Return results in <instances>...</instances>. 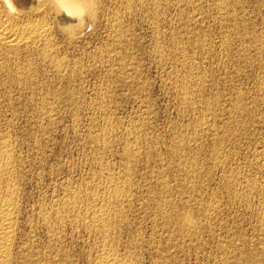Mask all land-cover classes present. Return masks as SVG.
Returning a JSON list of instances; mask_svg holds the SVG:
<instances>
[{"label":"rangeland","instance_id":"374dc122","mask_svg":"<svg viewBox=\"0 0 264 264\" xmlns=\"http://www.w3.org/2000/svg\"><path fill=\"white\" fill-rule=\"evenodd\" d=\"M98 1L97 19L86 18L72 34L51 25L63 68H51L36 53L0 57V144L9 142L14 172L8 184L22 211L14 249L0 253L7 264H65L58 244L72 254L69 263H92L105 240L80 215L106 201L116 227L106 239L109 249L127 253L132 263L264 264V0ZM65 201L76 206L68 211ZM182 209L196 214V234H182L185 241L172 225Z\"/></svg>","mask_w":264,"mask_h":264},{"label":"bare ground","instance_id":"6f19581e","mask_svg":"<svg viewBox=\"0 0 264 264\" xmlns=\"http://www.w3.org/2000/svg\"><path fill=\"white\" fill-rule=\"evenodd\" d=\"M98 4H99V1L98 0H0V57H2L3 59H10L12 56L15 58V57H17V56H21V55H23V54H26V55H29V56H31V55H34L35 53L36 54H38L39 56H43V58L44 59H48V61H49V63L52 65V67L51 68H56V69H60L61 67H62V61L61 60H59V56L58 55H56V53H55V51H54V44H52L53 42H52V39L53 38H51V30H52V27H51V25H53V26H56L57 28L56 29H58V31L60 30V32H63V33H65V34H67V35H70V34H72L73 33V31L75 30V29H79V28H81V27H84L83 25L85 24L84 22H86V18H89V19H91V20H96L97 19V13H98ZM55 30H54V28H53V32H54ZM119 34V33H118ZM122 36V35H121ZM52 37H53V35H52ZM58 56V57H57ZM24 57V56H23ZM33 57V56H32ZM36 57V56H35ZM160 57V56H159ZM42 58V57H41ZM15 59H17V58H15ZM34 59V58H33ZM18 60V59H17ZM32 60V59H31ZM35 60V59H34ZM1 61V60H0ZM24 61V60H23ZM41 61V60H40ZM9 62V61H8ZM8 62L6 61V63H7V65H8ZM10 62H11V60H10ZM42 62V61H41ZM5 63V64H6ZM34 63V62H33ZM1 64V63H0ZM13 64V63H12ZM11 64V65H12ZM26 64V63H25ZM15 65H17V63L15 64ZM14 66V65H13ZM20 66V65H19ZM18 66V67H19ZM64 66V65H63ZM15 67H17V66H15ZM23 67V66H22ZM33 67V66H32ZM25 68V67H24ZM63 68V67H62ZM11 69V68H10ZM17 69V68H16ZM20 68H18V73L20 74L22 71H20L19 70ZM22 69V68H21ZM76 69V68H75ZM23 70V69H22ZM32 70V69H31ZM40 70V69H39ZM54 70V69H53ZM13 71H15V69L13 70ZM25 71V70H24ZM52 71V70H51ZM50 71V72H51ZM61 71H63V70H61ZM65 71V70H64ZM71 71V70H70ZM3 72V71H2ZM10 72V71H9ZM16 72V71H15ZM54 72H55V70H54ZM73 72V71H72ZM1 73V72H0ZM4 73H7V72H4ZM11 73V72H10ZM23 73H25V72H23ZM23 73H22V75H23ZM31 73V72H30ZM48 73V72H47ZM16 74H17V72H16ZM54 74V73H53ZM8 76L10 75V74H7ZM13 75V74H12ZM2 76H4V75H2ZM14 76V75H13ZM12 76V77H13ZM18 76V75H17ZM21 76V75H20ZM24 76V75H23ZM34 76V75H33ZM57 76V75H56ZM59 76V75H58ZM1 77V76H0ZM32 77V76H31ZM3 78V77H2ZM1 78V79H2ZM9 78V77H8ZM10 78H11V76H10ZM16 78H18V77H16ZM27 78V77H26ZM25 78V79H26ZM5 79V78H4ZM15 79V78H14ZM24 79V80H25ZM34 79V78H33ZM3 80V79H2ZM8 80H10V79H8ZM5 82V81H4ZM16 82H18V80H16ZM24 83H25V81H24ZM29 83V82H28ZM31 83V82H30ZM17 84H19V83H17ZM27 84V83H26ZM25 84V85H26ZM2 85V84H1ZM21 85H23V84H21ZM28 85V84H27ZM1 87V86H0ZM29 87V86H28ZM207 104H208V102H207ZM209 105V104H208ZM211 105V104H210ZM210 130V129H209ZM107 131V130H106ZM109 131L110 130H108V132H105V133H109ZM105 135V134H104ZM111 135V134H110ZM106 137H107V135H105ZM109 136V135H108ZM112 136V135H111ZM103 137V136H102ZM109 139V138H108ZM104 140H106L105 138H104ZM110 140V139H109ZM97 141V140H96ZM101 141H103V140H101ZM4 142V141H3ZM103 142H105V141H103ZM9 143V142H8ZM7 143V144H8ZM102 143V142H101ZM130 143V142H129ZM182 143V142H181ZM188 143V142H187ZM6 143H2V144H0V158H3V160H2V162H0V180H1V182H2V184H5V187H4V190L6 189V191H7V193H6V195L5 196H3V194H5V191L3 190V188L2 189H0V195H1V192H2V190L4 191V193L0 196V250H10L9 248H13V247H11L10 245H12L13 244V242H15V241H13V238H14V236H15V233H16V228H17V224H19L20 223V221L18 222V218L21 216H19L18 215V210L20 209V211H21V208H19V206L17 205V200L19 199V197L17 198V196H16V194H15V192H14V188H12V186H10V184H8L11 180H13V178L11 179V174L14 172H12L11 173V171H12V169H13V163H12V161H11V159L9 158V153H10V151H9V144L7 145ZM107 144V143H106ZM189 144V143H188ZM108 145V144H107ZM130 145H131V143H130ZM181 145V144H180ZM11 146V145H10ZM103 146V145H102ZM104 146H105V144H104ZM181 147V146H180ZM107 148V147H106ZM125 148H128V146H126ZM177 149H179L178 147H177ZM216 149V148H215ZM127 150V149H126ZM132 149H130V151H131ZM124 151H125V149H124ZM128 151V150H127ZM137 151V150H136ZM176 151V150H175ZM180 151V150H179ZM178 151V153H180ZM183 151V150H182ZM129 152V151H128ZM132 152V151H131ZM131 152H130V154H131ZM135 152V151H134ZM133 152V153H134ZM125 154V153H124ZM126 154H128L127 152H126ZM181 154V153H180ZM133 155H135V154H133ZM132 155V156H133ZM139 154H137V156H138ZM175 155V154H174ZM183 155V154H182ZM125 156V155H124ZM131 156V155H130ZM136 156V157H137ZM178 156V155H177ZM214 156V155H213ZM126 157H127V155H126ZM125 157V158H126ZM135 157V156H134ZM139 157V156H138ZM176 157V156H175ZM174 157V158H175ZM216 157V156H215ZM130 158V157H129ZM189 158V157H188ZM217 158V157H216ZM132 159V158H131ZM130 159V160H131ZM134 159V158H133ZM177 159H178V157H177ZM218 159V158H217ZM1 160V159H0ZM13 160V159H12ZM129 160V161H130ZM134 160H137L136 158L134 159ZM133 160V161H134ZM180 160H181V158H180ZM179 160V161H180ZM189 160H191L192 162H189L190 164L191 163H193V160L192 159H189ZM196 160V159H195ZM213 160V159H212ZM219 160V159H218ZM217 160V161H218ZM221 160V159H220ZM197 161V160H196ZM213 161H215V158H214V160ZM173 162L175 163V161L173 160ZM178 163V162H177ZM188 163V164H189ZM196 163V162H195ZM195 163H193V164H195ZM187 164V163H186ZM193 164H191L190 166H192ZM217 164V163H216ZM174 165V164H173ZM185 165V164H184ZM196 166V165H195ZM220 166H222V164H220ZM16 167V166H15ZM170 167V166H169ZM21 168V167H20ZM127 169V168H126ZM129 169H131V168H129ZM162 169V168H161ZM194 169V168H193ZM193 169H191L193 172H194V170ZM196 169V168H195ZM132 171V170H131ZM188 171H190V170H187V172ZM18 172V171H17ZM127 173V172H126ZM189 173V172H188ZM184 174V173H183ZM194 174V173H193ZM197 174V173H196ZM196 174H194V175H192V176H195ZM129 175H130V173H129ZM164 175V174H163ZM189 175H191V174H189ZM122 176V175H121ZM128 176V175H127ZM162 176V175H161ZM180 176V175H179ZM188 177V174L186 175L185 174V177ZM17 177V176H16ZM110 177V176H109ZM184 177V176H183ZM191 177V176H190ZM20 178V177H19ZM157 178V177H156ZM162 178V177H161ZM165 178V177H164ZM127 179V178H126ZM128 179L130 180V178H129V176H128ZM127 179V180H128ZM132 179V178H131ZM167 179V178H166ZM185 179V178H184ZM190 179V178H189ZM193 179V178H192ZM195 179V178H194ZM17 180V179H16ZM160 180V179H159ZM164 180V179H163ZM235 180V179H234ZM9 181V182H8ZM167 181V180H166ZM165 181V182H166ZM225 181V180H224ZM13 182H15V179H14V181ZM125 182H127V181H125ZM129 182V181H128ZM187 182V181H186ZM189 182V181H188ZM226 182V181H225ZM229 182V181H228ZM12 183V182H11ZM115 183V182H114ZM13 184V183H12ZM158 184H160V181H159V183ZM165 184H167V183H165ZM178 184V183H177ZM226 184V183H225ZM118 185H120V184H118ZM117 185V186H118ZM122 185H123V183H122ZM121 185V186H122ZM125 185V184H124ZM128 185V184H127ZM126 185V186H127ZM163 185H164V183H163ZM3 186V185H2ZM1 186V187H2ZM15 186V185H14ZM125 186V187H126ZM155 186V185H154ZM165 186H167V185H165ZM169 186H171L170 184H169ZM186 186H189V187H191L192 188V185L190 186V185H185L184 187H186ZM226 186V185H225ZM227 186H229L228 185V183H227ZM231 186V185H230ZM16 187V186H15ZM111 187H113V186H111ZM116 187V186H115ZM129 187H130V184H129ZM159 187H160V185H159ZM163 187V186H162ZM161 187V188H162ZM172 188H173V186H171ZM170 187V188H171ZM119 188V187H118ZM124 188V187H123ZM164 188V187H163ZM176 188V187H175ZM181 188V187H180ZM188 188V187H187ZM194 188H195V186H194ZM198 188H199V186H198ZM201 188H202V186L200 187V190H201ZM17 189H18V187H17ZM110 189V188H109ZM117 189V188H116ZM122 189V188H121ZM127 189V188H126ZM131 189V188H130ZM133 189V188H132ZM151 189H153V188H151ZM155 189V188H154ZM153 189V190H154ZM160 189V188H159ZM168 189V188H167ZM152 190V191H153ZM156 190H158V189H156ZM163 190H166V187H165V189H163ZM163 190H159L160 191V194H161V192L163 191ZM169 190V189H168ZM167 190V191H168ZM181 190V189H180ZM179 190V191H180ZM188 190V189H187ZM191 190V189H190ZM194 190V189H193ZM91 191V190H90ZM110 191V190H109ZM112 191V190H111ZM120 191V190H119ZM125 191V190H124ZM123 190H122V192H124ZM128 191V190H127ZM129 191H131V190H129ZM149 191V190H148ZM151 191V190H150ZM149 191V192H150ZM151 191V192H152ZM170 191H173V190H170ZM196 191H197V189H196ZM195 191V192H196ZM18 192H19V190H18ZM78 192V191H77ZM116 192V191H115ZM117 192H118V190H117ZM148 192V193H149ZM151 192L149 193V194H151ZM154 192H156L157 193V191H154ZM169 192V191H168ZM174 192V191H173ZM172 192V193H173ZM189 192V191H188ZM187 192V193H188ZM103 193V192H102ZM107 193V192H106ZM105 193V194H106ZM126 193V192H125ZM166 193V192H165ZM171 193V194H172ZM180 193V192H179ZM186 193V194H187ZM194 193V192H193ZM198 193V192H197ZM80 194V193H79ZM96 193H94V195H95ZM98 194V193H97ZM104 194V195H105ZM110 194V193H109ZM121 194V193H120ZM129 194V193H128ZM159 194V193H158ZM175 194H176V192H175ZM175 194H173V195H175ZM178 194V193H177ZM182 194H184V192L182 193ZM73 195H75V194H73ZM82 195V194H81ZM101 195V194H100ZM116 195V194H115ZM123 195H124V193H123ZM156 195V194H155ZM168 195V194H167ZM80 196V195H79ZM90 196H93L92 194L91 195H89L88 197H90ZM97 196H99V195H97ZM106 196V195H105ZM153 196H154V193H153ZM162 196H165L166 198H167V196H166V194L165 195H162ZM77 197V196H76ZM85 197V196H84ZM100 197V196H99ZM103 197V196H102ZM102 197H100V198H102ZM110 197H112V196H110ZM109 197V198H110ZM123 197V196H122ZM122 197H121V199H122ZM130 197V196H129ZM149 197H150V195H149ZM152 197V196H151ZM155 197V196H154ZM158 197H159V195H158ZM170 197H171V195H170ZM169 197V198H170ZM174 197V196H173ZM175 197H177V196H175ZM174 197V198H175ZM77 198H79V197H77ZM106 198V197H105ZM104 198V199H105ZM112 198H115V197H112ZM117 198V197H116ZM124 198V197H123ZM147 198V197H146ZM160 198V197H159ZM158 198V199H159ZM162 198V197H161ZM169 198H167L168 200H170ZM173 198V199H174ZM68 199V198H67ZM66 199V200H67ZM70 199H72V197L70 198ZM69 199V201H71ZM84 199V198H83ZM89 199H91V197L89 198ZM126 199V198H125ZM156 199H157V197H156ZM164 199V198H163ZM178 199V198H177ZM182 199V198H181ZM190 199V198H189ZM20 200V199H19ZM18 200V201H19ZM72 200H74L75 201V199H72ZM80 200V199H79ZM96 201H98V199H95ZM112 200V199H111ZM110 200V201H111ZM120 200V199H119ZM147 200V199H146ZM149 200V199H148ZM160 200V199H159ZM162 200V199H161ZM160 200V201H161ZM69 201H67L68 203H66V201L64 202V203H66L65 205L64 204H62L63 206H66V210H68L69 211V209H71V208H73L74 207V204H75V206H76V202H70L69 203ZM76 201H77V199H76ZM82 201V200H81ZM91 202H92V200H90ZM94 201V200H93ZM105 201V200H104ZM117 201V200H116ZM152 201H154V200H152ZM150 202V206H151V208L153 207V208H155V206H154V202ZM164 200H162V202H163ZM171 201H172V199H171ZM175 201H179V200H175ZM183 201V200H182ZM245 201V200H244ZM88 202V201H87ZM100 202H101V199H100ZM106 202V201H105ZM104 202V203H105ZM112 202V201H111ZM125 202V201H124ZM131 202V201H130ZM165 202H169V201H165ZM19 203V202H18ZM79 203V202H78ZM78 203H77V207H78ZM85 203V202H84ZM103 202H102V204L101 203H99V201H98V204H97V202H96V204L97 205H95V206H91L92 208H89V209H87V210H85V212H84V210H83V212L84 213H82V210L80 211V213H82L81 215H80V219L81 220H83L86 224H87V227L86 228H88L90 231L92 230V231H96L97 233H99V234H101L103 237L102 238H104V244H103V249L102 250H99L98 252H97V256H96V254H95V256H96V259H95V257H94V261L92 262V263H89V264H136V263H132V261H131V259H130V256H126L127 255V253H126V255H120L119 253L121 252H119L118 253V251L117 250H111V249H109V245H110V242H109V244H108V239H107V237H111V235L110 236H108V234H110V231L112 230V229H115L116 227L113 225V223H112V221H111V218H110V216L106 213V209H107V207H108V205L105 203L104 204ZM113 203V202H112ZM112 203H110V204H112ZM119 203V202H118ZM121 203L122 202H120V205H121ZM158 204L160 203V202H157ZM172 203H174L173 201H172ZM171 203V205H173ZM177 203V202H176ZM178 203H180V205H181V202H178ZM177 203V204H178ZM184 203V202H183ZM183 203H182V205H183ZM90 204V203H89ZM108 204H109V202H108ZM110 204H109V208H111V206H110ZM124 204H130V203H124ZM146 204V203H145ZM153 204V205H152ZM162 203H160V205H161ZM164 204V206L166 207V203H163ZM166 204V205H165ZM170 204V203H169ZM20 205V204H19ZM86 205V204H85ZM90 205H92V204H90ZM119 205V204H118ZM181 205V207L184 209V207ZM185 205V204H184ZM188 207H189V204H186ZM192 205V204H191ZM59 206H61V205H59ZM114 206H115V204H114ZM123 206V205H122ZM130 206V205H129ZM147 206V205H146ZM169 206V205H168ZM175 206H177L176 204H175ZM203 206V205H202ZM213 206V205H212ZM52 207V206H51ZM62 207V206H61ZM118 207V206H117ZM116 207V208H117ZM124 207H126V205L124 206ZM149 207V206H148ZM163 206H161V208H162ZM164 207V208H165ZM50 208V207H49ZM60 208V207H59ZM58 208V209H59ZM64 208V207H63ZM113 208V207H112ZM111 208V209H112ZM130 208H131V206H130ZM144 209L146 208V207H143ZM151 208L149 209V210H151ZM159 208V207H158ZM158 208H155V209H157L158 210ZM163 208V209H164ZM168 208V207H167ZM167 208H165L166 210H167ZM172 208V207H171ZM178 208V207H177ZM187 208V207H186ZM200 208V207H199ZM204 208V207H203ZM57 209V208H56ZM65 209V208H64ZM64 209H62L63 211H64ZM75 209L76 208H74V211H75ZM119 209V208H118ZM117 209V210H118ZM128 209V208H127ZM174 209V208H173ZM179 209V208H178ZM182 209V210H183ZM188 209V208H187ZM193 209V208H192ZM205 209V208H204ZM43 210V209H42ZM45 210V209H44ZM49 210V209H48ZM53 210L54 209H52V212H53ZM72 210V209H71ZM71 210H70V213H71ZM77 210V209H76ZM108 210V209H107ZM153 210V209H152ZM151 210V211H152ZM169 210H170V207H169ZM181 210V211H182ZM194 210V209H193ZM197 210V209H196ZM201 210V209H200ZM205 210H207V209H205ZM47 211V210H46ZM45 211V212H46ZM50 211V210H49ZM59 211V210H58ZM57 211V212H58ZM67 211V212H68ZM73 211V212H74ZM115 211V210H114ZM120 212H122L121 210H119ZM146 211H148V209L146 210ZM165 211V210H164ZM163 211V212H164ZM168 211V210H167ZM171 211H172V209H171ZM184 211V210H183ZM182 211V213L183 214H174V213H172V214H174L175 215V218H174V221L172 220V218H171V220L173 221V223H172V225L175 227V229H176V232H178V233H181V236H182V234L184 235V234H186V235H184L185 237L187 236V235H189V234H193V227L196 225L195 223H194V220H193V218H192V213L193 212H191L190 210H187L188 212H190L191 214H188L186 211H184L183 212ZM22 212V211H21ZM48 212V211H47ZM56 212V211H55ZM54 212V213H55ZM72 212V213H73ZM77 212V211H76ZM76 212H75V214H76ZM127 212H129V211H127ZM131 212V211H130ZM149 212V211H148ZM153 212V211H152ZM152 212H151V214H152ZM156 212V211H155ZM158 212H159V210H158ZM173 212V211H172ZM176 212V211H175ZM178 212H180V211H178ZM207 212V211H206ZM205 212V213H206ZM262 212H264V208H263V211ZM42 213H44V211L42 212ZM42 213H40V214H42ZM51 213V212H50ZM64 212H59L58 213V215L56 216V217H58L59 219V221H63V219H64V215L65 214H63ZM168 213H169V211H168ZM171 213V212H170ZM181 213V212H180ZM199 213V212H198ZM203 213V212H202ZM208 213V212H207ZM19 214H21V213H19ZM52 214V213H51ZM67 214V216H69L68 214L69 213H66ZM74 214V213H73ZM72 214V215H73ZM74 214V215H75ZM78 214V213H77ZM149 214V213H148ZM164 214V213H163ZM162 214V215H163ZM193 214H195V213H193ZM200 214V213H199ZM47 215V214H46ZM49 215V214H48ZM47 215V216H48ZM55 215V214H54ZM53 215V216H54ZM120 215H121V213H120ZM128 215V214H127ZM155 215V214H154ZM154 215H153V217H154ZM161 215V214H160ZM161 215V216H162ZM165 215H168L169 216V214H166L165 213ZM171 215V214H170ZM191 215V216H190ZM196 215V214H195ZM19 216V217H18ZM42 216H44V215H42ZM71 216V215H70ZM77 216V215H76ZM114 216H115V213H114ZM123 216V215H122ZM157 216V215H156ZM168 216H166V217H168ZM172 216V215H171ZM170 216V217H171ZM194 216V215H193ZM200 216V215H199ZM41 217V216H40ZM50 219L52 218V217H50V216H48ZM127 217V216H126ZM130 217V216H129ZM128 217V218H129ZM159 217V216H158ZM205 217V216H204ZM203 217V218H204ZM42 218H44V217H42ZM47 218V217H46ZM48 218V219H49ZM66 218H68V217H66ZM73 218H74V216H73ZM73 218H72V220H73ZM76 218V217H75ZM115 218V217H114ZM116 218H118V217H116ZM115 218V219H116ZM120 218H122V217H120ZM124 218V217H123ZM195 218V217H194ZM201 218V217H200ZM20 219H21V217H20ZM19 219V220H20ZM50 219H49V221H50ZM69 220H70V218H68ZM76 219H78V217L76 218ZM79 219V220H80ZM115 219H113V220H115ZM153 219V218H152ZM162 219V218H161ZM167 219V218H166ZM199 219V218H198ZM202 219V218H201ZM40 220H42V219H40ZM79 220H77V221H79ZM124 220H125V218H124ZM124 220H122V221H124ZM160 220V219H159ZM159 220H156L157 221V223L159 222ZM204 220H205V218H204ZM48 220H46V222L45 223H47L48 224V222H49ZM54 221H56V220H54ZM54 221H52V222H54ZM74 221H76V220H74ZM118 221V220H117ZM116 221V222H117ZM121 221V222H122ZM130 221V220H129ZM127 222L126 220H125V222H127V223H130L131 224V222ZM161 221V220H160ZM165 221V220H164ZM164 221H163V223H164ZM169 221V220H168ZM18 222V223H17ZM43 222V221H42ZM67 222V221H66ZM80 222V221H79ZM78 222V223H79ZM115 222V221H114ZM115 222V223H116ZM121 222H119V223H121ZM169 222H171V221H169ZM50 223V222H49ZM58 223V222H57ZM63 223V222H62ZM69 223V222H68ZM71 223H74L73 221H71ZM77 223V222H76ZM114 223V224H115ZM124 222H122V224H123ZM127 223H124L123 225H125V224H127ZM162 223V224H163ZM55 224H56V222H55ZM53 225V227L54 226H58V225ZM130 224H128V226H130ZM154 224H155V222H154ZM161 224V223H160ZM160 224L158 225L157 224V226H160ZM171 224V223H170ZM199 224V223H198ZM46 225V224H45ZM44 225V226H45ZM76 225V224H75ZM153 225V224H152ZM164 225H166V224H164ZM50 226V225H49ZM115 228H114V227ZM117 226V225H116ZM122 225H120V227H121ZM131 226H132V224H131ZM130 226V227H131ZM163 226V225H162ZM161 226V227H162ZM201 226V225H200ZM47 227V226H46ZM45 227V228H46ZM62 227V226H61ZM82 227V226H81ZM119 227V226H118ZM119 227V228H120ZM123 227V226H122ZM121 227V228H122ZM126 227V225L123 227V228H125ZM130 227H128V230H129V228ZM160 227V228H161ZM165 227V226H164ZM169 227H170V225H169ZM205 227V226H204ZM58 228H60V227H58ZM57 228V229H58ZM120 228V229H121ZM122 228V229H123ZM157 228L159 229V227H156V231H157ZM163 228V227H162ZM168 228V227H167ZM172 228V227H171ZM170 228V229H171ZM210 228V227H209ZM19 228H17V230H18ZM50 229H52L53 230V228L50 226ZM87 229V230H88ZM119 229V230H120ZM173 229V228H172ZM196 229V231H197V228H195ZM200 229H202V228H199V230ZM211 229V228H210ZM59 230V229H58ZM116 230V229H115ZM164 230H165V228H164ZM20 231V230H19ZM19 231L17 232V233H19ZM49 231V230H48ZM54 231H56V230H54ZM113 231V230H112ZM161 231V230H160ZM171 231V230H170ZM169 231V232H170ZM195 231V232H196ZM207 231V230H206ZM210 231V230H209ZM212 231V230H211ZM210 231V232H211ZM49 232H51V231H49ZM117 232V231H116ZM158 232V231H157ZM174 232V231H173ZM175 232V233H176ZM200 232V231H199ZM208 232V231H207ZM52 233V232H51ZM55 232H53V234H54ZM86 233H87V231H86ZM89 233V232H88ZM114 234H115V232H113ZM118 233H119V231H118ZM133 233V232H132ZM165 233V232H164ZM163 233V234H164ZM53 234H52V236H53ZM56 234V233H55ZM120 234H124V233H121L120 232ZM133 234H135V233H133ZM132 234V235H133ZM177 234V233H176ZM196 234V233H195ZM195 234H193V237H194V235ZM21 235V234H20ZM95 234H93V236H94ZM97 235V234H96ZM118 234L116 233V236H117ZM136 235V234H135ZM165 235V234H164ZM166 235H168V233L166 234ZM197 235H199V234H197ZM201 235V234H200ZM17 236V235H16ZM15 236V237H16ZM58 236V235H57ZM136 236H138V235H136ZM170 236H174V234L172 235H170ZM184 236H182L183 238H184ZM56 237V236H55ZM113 237H115L114 235H113ZM119 237H120V235H119ZM122 237H123V235H122ZM122 237H120V238H122ZM140 237V236H139ZM169 237V236H168ZM192 237V236H191ZM20 239H21V237H19ZM101 238V239H102ZM117 238L118 237H116V240H117ZM138 238V237H137ZM141 238V237H140ZM139 238V239H140ZM162 238V237H161ZM167 238V237H166ZM171 239H172V237H170ZM169 238V239H170ZM179 238H180V236H179ZM188 238V237H187ZM186 238V239H187ZM189 238H190V236H189ZM198 238H200V236L198 237ZM15 239V238H14ZM16 239H17V237H16ZM57 239H59V238H57ZM107 239V240H106ZM131 239V238H130ZM129 239V240H130ZM132 239H136V237L135 238H133L132 237ZM143 239V238H142ZM165 239V238H164ZM175 239H176V237H175ZM194 239H196V238H194ZM53 240V239H52ZM111 240V239H110ZM109 240V241H110ZM113 240H115V239H113ZM122 240V239H121ZM167 240V239H166ZM174 240V239H173ZM177 240V239H176ZM188 240V239H187ZM198 240V239H197ZM59 241V240H58ZM107 241V242H106ZM131 241V240H130ZM133 241V240H132ZM160 241H162V240H160ZM171 241V240H170ZM175 241V240H174ZM182 241V240H181ZM180 241V242H181ZM184 241H185V238H184ZM190 241H193V238H192V240L190 239ZM11 242H12V244H11ZM19 242V241H18ZM54 242V241H53ZM61 242H62V239H61ZM101 242L103 243V239L101 240ZM119 241H117V243H118ZM142 242H144V240H142ZM141 242V243H142ZM165 242V241H164ZM167 243H169L168 241H166ZM179 242V241H178ZM183 242V241H182ZM20 243V242H19ZM57 243V242H56ZM55 243V244H56ZM100 243V242H99ZM114 243V245H115V243H116V241L115 242H113ZM132 243V242H131ZM130 243V244H131ZM137 243V242H136ZM173 243H177V242H173ZM184 243H186V242H183V244ZM21 244V243H20ZM60 244V243H59ZM111 244H112V240H111ZM133 244L134 243H132V248L134 247L133 246ZM140 244V242H138V245ZM160 244V243H159ZM171 245H172V242L170 243ZM179 244V243H178ZM182 244V243H181ZM180 244V246H182ZM51 245V244H50ZM52 245H54V243L52 244ZM100 245H102V244H100ZM141 245V244H140ZM145 245V244H144ZM163 245V244H162ZM168 245V244H167ZM57 246H58V244H57ZM57 246H56V248H57ZM113 246V245H112ZM111 246V247H112ZM117 246H118V244H117ZM116 246V247H117ZM120 246V245H119ZM118 246V247H119ZM137 246V245H136ZM164 246V245H163ZM169 246V245H168ZM177 246V245H176ZM179 246V248H181ZM184 246V245H183ZM52 247V246H51ZM50 247V248H51ZM55 247V246H54ZM53 247V248H54ZM59 247V246H58ZM62 247V246H61ZM60 247V248H61ZM64 247V246H63ZM115 246L113 247V248H115V249H117ZM139 247V246H138ZM137 247V248H138ZM142 247V246H141ZM165 247H166V245H165ZM164 247V248H165ZM174 247V246H173ZM186 247V246H185ZM184 247V248H185ZM56 248H55V251L57 252L56 254L60 257V260H62L65 264H71L73 261H71L70 259H69V261H68V259H66V257H70V256H68L69 254H71V253H67V250H66V248H65V250H66V254L63 252V250H61V251H59L58 250V248H57V250H56ZM100 248V247H99ZM127 248H128V246H127ZM142 248H144V247H142ZM169 248H170V246H169ZM172 248V247H171ZM170 248V249H171ZM14 249V248H13ZM19 249H21V247L19 248ZM30 249L31 248H29V250L28 251H30ZM33 249V248H32ZM62 249V248H61ZM64 249V248H63ZM139 249H140V247H139ZM166 249V248H165ZM173 249H175V248H173ZM178 249V248H177ZM22 250H24V249H22ZM34 250V249H33ZM31 251V252H33L34 253V251ZM168 250V249H167ZM180 250H182L183 251V248L182 249H180ZM51 251H54V249L52 250L51 249ZM51 251H48V252H51ZM86 251V250H85ZM85 251H84V253H85ZM142 251V250H141ZM140 251V252H141ZM147 251V250H146ZM155 251V250H154ZM153 251V252H154ZM157 251V250H156ZM155 251V252H156ZM30 252V253H31ZM47 252V251H46ZM45 252V250H44V253H46ZM69 252V251H68ZM88 252V251H87ZM94 252V251H93ZM123 252H126V251H123ZM150 252V251H149ZM152 252V251H151ZM152 252V253H153ZM158 252V251H157ZM169 252V251H168ZM171 252H173V251H171ZM170 252V253H171ZM37 253V252H36ZM35 253V254H36ZM53 253V252H52ZM89 253V252H88ZM122 253V252H121ZM132 253V252H131ZM142 253H144L143 251H142ZM151 253V254H152ZM167 253V252H166ZM184 253V252H183ZM24 254V253H23ZM39 254H42L41 252L39 253ZM38 254V255H39ZM47 254V253H46ZM68 254V255H67ZM73 254H74V252H73ZM134 254H136V253H134ZM150 254V253H149ZM156 254V253H155ZM158 254V253H157ZM176 254H178V253H176ZM180 254H181V251H180ZM185 254V253H184ZM258 254V253H257ZM260 254V253H259ZM11 255V254H10ZM34 255V254H33ZM55 255V254H54ZM52 256V257H55V256ZM56 255V256H57ZM72 255V254H71ZM85 255H86V253H85ZM133 255V254H132ZM131 255V256H132ZM141 255V254H140ZM143 255V254H142ZM153 255V254H152ZM163 255V254H162ZM8 256V255H7ZM41 255H39V257H40ZM48 256V255H47ZM56 257V260H57V258H59V257ZM77 256V255H76ZM82 256V255H81ZM84 256V255H83ZM157 256V255H156ZM160 256V255H159ZM170 256V255H169ZM260 256H263V255H260ZM43 257V256H42ZM44 257H46L45 256V254H44ZM43 257V258H44ZM51 257V256H50ZM72 257V256H71ZM74 257H75V255H74ZM86 257H87V255H86ZM88 257H90V256H88ZM88 257H87V259H88ZM91 257H92V255H91ZM164 257V256H163ZM245 257V256H244ZM259 257V256H258ZM49 258V257H48ZM85 258V257H84ZM134 258V257H133ZM132 258V259H133ZM139 258V257H138ZM141 258V257H140ZM154 258V257H153ZM158 258V257H157ZM162 258V257H161ZM160 258V259H161ZM168 258V257H167ZM176 258V257H175ZM251 258V257H250ZM250 258H247L248 260H251ZM256 258V257H255ZM255 258L253 259V262H255ZM262 258V257H261ZM31 259V258H30ZM45 259H47V257L45 258ZM52 259H55V258H52ZM52 259H50L51 261H53ZM135 259V258H134ZM152 259V258H151ZM159 259V258H158ZM162 259H164V258H162ZM161 259V260H162ZM246 259V260H247ZM41 260V259H40ZM72 260H74L75 261V259H72ZM155 260H157L156 259V257H155ZM176 260V259H175ZM175 260H173V261H175ZM245 260V261H246ZM8 259H7V257H6V253L5 252H1L0 253V264H7L8 263ZM31 261V260H30ZM36 261V260H35ZM47 261V260H46ZM45 261V262H46ZM62 261H59V262H62ZM137 261H139V260H137ZM167 262H168V259L166 260ZM172 261V263H174ZM178 261V260H177ZM54 262V261H53ZM62 262V263H63ZM69 262H71V263H69ZM89 262V261H88ZM152 262H154V263H156L154 260L152 261ZM159 262V261H158ZM158 262H157V264H158ZM11 263V262H10ZM41 263H43L42 262V260H41ZM55 263V262H54ZM53 263V264H54ZM139 263H140V261H139ZM138 263V264H139ZM160 263H162V262H160ZM175 263H176V261H175ZM43 264H45V263H43ZM56 264V263H55ZM59 264V263H58ZM168 264V263H167ZM177 264H179V263H177Z\"/></svg>","mask_w":264,"mask_h":264}]
</instances>
